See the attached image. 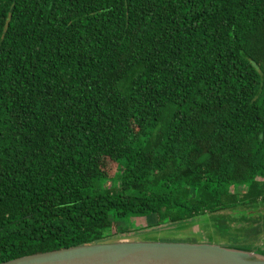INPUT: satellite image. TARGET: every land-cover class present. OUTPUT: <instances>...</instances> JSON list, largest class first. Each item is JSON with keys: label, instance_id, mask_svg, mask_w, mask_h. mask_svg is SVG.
<instances>
[{"label": "trees", "instance_id": "trees-1", "mask_svg": "<svg viewBox=\"0 0 264 264\" xmlns=\"http://www.w3.org/2000/svg\"><path fill=\"white\" fill-rule=\"evenodd\" d=\"M259 208L264 0H0V263Z\"/></svg>", "mask_w": 264, "mask_h": 264}, {"label": "water", "instance_id": "water-1", "mask_svg": "<svg viewBox=\"0 0 264 264\" xmlns=\"http://www.w3.org/2000/svg\"><path fill=\"white\" fill-rule=\"evenodd\" d=\"M0 264H264L258 247L220 243L122 240L100 242L16 258Z\"/></svg>", "mask_w": 264, "mask_h": 264}, {"label": "rangeland", "instance_id": "rangeland-1", "mask_svg": "<svg viewBox=\"0 0 264 264\" xmlns=\"http://www.w3.org/2000/svg\"><path fill=\"white\" fill-rule=\"evenodd\" d=\"M109 182L106 188H109ZM242 214L246 216L261 217L264 210L259 208L257 211L252 209H234L220 212L219 215L228 218H237ZM156 217L152 224H148L144 218H133L125 221L128 230L125 233L118 234L111 232L109 242L122 240L136 241H161V242H189V243H218L219 241L212 233L213 229L210 225L205 226L199 220H191L183 224H171L167 221L157 224ZM231 225L235 226L236 223ZM256 247L264 251V234L255 241Z\"/></svg>", "mask_w": 264, "mask_h": 264}]
</instances>
